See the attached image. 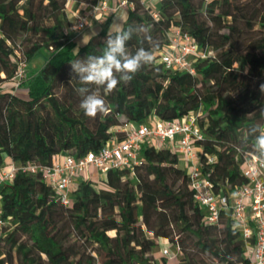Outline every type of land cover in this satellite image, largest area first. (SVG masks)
<instances>
[{
    "label": "trees",
    "instance_id": "16d2710c",
    "mask_svg": "<svg viewBox=\"0 0 264 264\" xmlns=\"http://www.w3.org/2000/svg\"><path fill=\"white\" fill-rule=\"evenodd\" d=\"M68 1L0 0V165L5 157L19 165L50 164L61 152L78 156L97 150L114 135L112 126L147 123L152 116L179 120L200 108L201 172L215 191L229 193L243 184L242 154L255 153L249 128L264 129V0H159L155 8L129 0L133 7L125 27L145 26L151 41L134 36L126 46L130 53L150 48L155 63L111 94L99 87L107 111L90 123L74 104L81 86L71 83L70 63L102 54L110 24L78 45L59 19ZM257 26V33L243 36ZM174 27L212 52L193 61L194 74L157 60ZM22 34L28 36L23 50L11 45ZM17 48L27 63L43 49L48 56L16 91L2 89L14 75ZM63 76L67 83L59 96L55 87ZM22 85L25 95L17 93ZM140 155L139 165L109 169L99 185L79 179L69 205L60 202L41 172L17 170L0 184V264H156L150 254L154 238L177 244L180 264H248L229 212L221 213L218 224L205 221L177 153L143 144ZM211 155L215 159L208 162Z\"/></svg>",
    "mask_w": 264,
    "mask_h": 264
},
{
    "label": "built area",
    "instance_id": "2783aa9c",
    "mask_svg": "<svg viewBox=\"0 0 264 264\" xmlns=\"http://www.w3.org/2000/svg\"><path fill=\"white\" fill-rule=\"evenodd\" d=\"M139 1L143 5L147 4L146 0ZM68 4L69 2L65 5V11L70 12ZM79 4L83 5L82 12L75 15L70 25V29L76 34L93 18L105 12L116 11L121 7H133V2L129 0H118L114 5H110L108 0ZM211 53L209 48L201 47L188 32L174 27L167 33V42L158 51L157 60L165 68L194 74L193 61L197 58H206ZM15 59L16 69L8 85L13 91H16L28 77L27 61L18 48L15 49ZM200 113L201 109L198 108L179 120H164L155 116L147 123L123 122L110 128L114 135L97 150H89L78 156L61 152L46 165L38 163L19 165L13 162L0 171V184L12 179L17 170L41 172L60 202L69 205L72 191L77 186L76 180L93 178L90 169H95L97 179H101L109 169L132 168L139 165L143 161L140 155L143 144L166 146L179 154L185 162L188 186L192 190L193 199L205 209V221L218 224L221 213L228 211L245 242L247 263L264 264V161L259 160L253 152H244L239 170L246 181L229 193L215 191L211 180L200 169L202 149L196 144V140L203 138L197 124ZM115 134H120L121 137L118 138ZM214 159L212 155L207 157L208 162H213ZM173 246V251L170 247L163 248L162 254L167 258L179 254V246L177 244Z\"/></svg>",
    "mask_w": 264,
    "mask_h": 264
},
{
    "label": "clouds",
    "instance_id": "9594fccd",
    "mask_svg": "<svg viewBox=\"0 0 264 264\" xmlns=\"http://www.w3.org/2000/svg\"><path fill=\"white\" fill-rule=\"evenodd\" d=\"M125 23L126 21L121 19L109 26L102 54H89L70 63L72 80L78 78L82 85L75 89L81 98L79 108L87 117L94 118L107 111L105 100L88 85L102 87L106 95L111 94L118 84L121 82L128 84L141 69L155 63L150 48L139 47L134 53H130L126 46L134 36L150 42L148 29L143 25L125 27ZM74 51L78 57V47ZM260 91L264 93V84L260 85ZM261 112L264 114V109H261ZM248 136L252 140V148L257 158L264 161V129L253 125L249 128Z\"/></svg>",
    "mask_w": 264,
    "mask_h": 264
},
{
    "label": "rangeland",
    "instance_id": "374dc122",
    "mask_svg": "<svg viewBox=\"0 0 264 264\" xmlns=\"http://www.w3.org/2000/svg\"><path fill=\"white\" fill-rule=\"evenodd\" d=\"M70 2V0L68 1ZM152 5L153 8H155L156 6L154 5V3H152V1L150 0V2H148V4ZM69 6V4H68ZM60 22H61V26H62V31L69 34V35H75L76 33L73 32V30H71L68 26V22H67V19L65 17V14L64 15H60ZM108 22V20L104 21L103 22V25H105L106 23ZM257 31H259V27H255L252 31L250 32H247V33H244V35H253L255 33H257ZM1 36V34H0ZM28 36H26L25 34H22L18 37H16L14 43H11V45H20L21 49L23 50V47H24V42L26 41L25 39H27ZM48 56V53L45 49L41 50L37 56L33 57L31 59V61L29 62V65H27V72L30 70V65L33 61H35L36 59H38L39 63L37 64L36 66V69L39 68L41 66V64L43 63V61L47 58ZM70 74V73H69ZM71 77V83L74 85V87L76 88L77 84H79L80 86H82L80 84V82L77 80V79H73L72 80V76ZM66 76H63L60 78V80L58 81V85L57 87H55V92L61 96L62 95V92L64 91L65 89V85H66ZM25 82V81H24ZM23 82V83H24ZM9 85V84H8ZM7 84H2L1 86L3 87L2 89H8L9 86ZM7 86V87H6ZM89 88H91L93 91L97 92V94L99 93V87L98 86H95V85H88ZM12 90V89H11ZM80 99L79 98L76 102L77 103H74V104H77L79 105V102H80ZM88 122L90 123L91 122V118L88 120ZM180 165V164H179ZM91 173V176H93V181H95V183L97 185H99L100 183V179L98 178L97 179V176H96V171L93 170V169H90L89 171ZM4 222L1 221L0 223V227L1 225H3ZM110 235H113V231H109L108 232ZM149 235V234H148ZM154 241H155V245L153 247H151L150 249V254L153 255V258L155 260V263L156 264H180V259H181V255L180 254H177L176 256L172 257V258H167L165 257L163 254H162V249L163 248H169L170 247V250L173 251L174 250V246L173 244L167 239V238H154ZM93 254H95L93 252ZM96 264H99L98 261H96ZM214 264H223L221 262H214Z\"/></svg>",
    "mask_w": 264,
    "mask_h": 264
},
{
    "label": "crops",
    "instance_id": "0c3cea01",
    "mask_svg": "<svg viewBox=\"0 0 264 264\" xmlns=\"http://www.w3.org/2000/svg\"><path fill=\"white\" fill-rule=\"evenodd\" d=\"M118 0H108V3L110 5H114ZM147 4L148 2H150V0H146ZM152 3H154V5L157 7L159 4V0H151ZM151 5V3L149 4ZM69 6H70V12L69 11H65V17L67 19V22L69 23L68 26L70 28V25L73 23L75 15L78 13L82 12V4L79 3H74L73 1L69 2ZM152 6V5H151ZM128 11V8L126 7H121L119 9H117L116 11H111V12H105L102 15L93 18L88 24L87 26L80 31L79 33L75 34L73 37L74 39L78 42V45H82L84 44V41L86 42L88 37L93 34L94 32H96L100 27L104 26L103 22L106 20H109V24L111 25L114 21L118 22L121 19H125L126 13ZM39 63L38 59H36L35 61H33L31 63V67L30 70H37L39 68L36 69L37 64ZM44 63V61H43ZM42 63V64H43ZM41 64V65H42ZM27 65H29V62L27 63ZM18 94L21 95H25L26 94V88L24 85H22V87L17 91ZM152 118L154 119L155 116H152ZM178 162L180 164L181 167H183L185 169L186 165L185 162L182 160L181 156L178 154ZM13 161L9 158V157H5L3 159V163L2 165H0V171L3 168H6L8 166H10V164H12ZM95 170V169H93ZM94 178V177H93ZM93 178H91L93 180ZM79 179H77L76 181H78Z\"/></svg>",
    "mask_w": 264,
    "mask_h": 264
}]
</instances>
